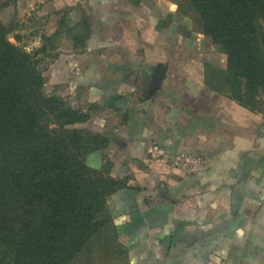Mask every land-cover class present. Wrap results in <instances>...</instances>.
Here are the masks:
<instances>
[{
    "label": "crops",
    "instance_id": "0c3cea01",
    "mask_svg": "<svg viewBox=\"0 0 264 264\" xmlns=\"http://www.w3.org/2000/svg\"><path fill=\"white\" fill-rule=\"evenodd\" d=\"M17 4L19 19L24 9L35 18L26 48L59 30L48 82L91 114L84 127L109 137L88 164L110 161L125 184L108 197L109 221L68 264H264V105L214 88L228 55L197 17L176 0ZM154 146L207 164L175 169Z\"/></svg>",
    "mask_w": 264,
    "mask_h": 264
},
{
    "label": "trees",
    "instance_id": "16d2710c",
    "mask_svg": "<svg viewBox=\"0 0 264 264\" xmlns=\"http://www.w3.org/2000/svg\"><path fill=\"white\" fill-rule=\"evenodd\" d=\"M176 1L228 55L214 88L244 106L264 105V0ZM12 31L0 20V254L6 246L12 264H68L109 221L106 197L125 184L111 176L110 161L88 164L109 137L73 127L90 115L45 94L46 50L26 51L9 40Z\"/></svg>",
    "mask_w": 264,
    "mask_h": 264
},
{
    "label": "rangeland",
    "instance_id": "374dc122",
    "mask_svg": "<svg viewBox=\"0 0 264 264\" xmlns=\"http://www.w3.org/2000/svg\"><path fill=\"white\" fill-rule=\"evenodd\" d=\"M17 2H18V0H0V5H6L4 8H2L0 10V20L3 23H5L6 25L12 27L13 31L10 34V38H9V40L12 43L24 47V49L28 52H33V51L40 49V48H35L32 50V49L26 48L25 45L28 44V42L30 41L28 39V37H31L34 33V30H35L34 29V27H35L34 14H33V11H30L27 13V12H25V9H24L22 17L19 19L18 18L19 11H18ZM183 2L186 3V0H183ZM186 5H187V3H186ZM183 12H185V11H183ZM186 13H192V15H195V17H197L196 22L200 24L199 16L197 14H195L193 12V10H188ZM58 34H59V30H57V32H55L52 36L43 35V44L41 47H43L46 50V52L40 54V56H39L40 59H43L41 61L42 62L41 68L46 69L48 67L50 61L51 60L53 61V59L57 56L56 53H54V54L50 53V49H52V48L56 49L57 48L56 47L57 46L56 41L59 39ZM23 37H24V40H23ZM211 40L217 46L219 45L212 38H211ZM30 44H31V42H30ZM220 50L221 51L223 50L221 48V46H220ZM44 75L47 78L46 71H45ZM44 92L46 95H55V96L61 98L63 100V102L69 107L83 111L81 108L75 107V106H78L77 103H74L73 100H71L70 97L65 92H61L57 88H53V86L51 84H49L48 81L44 85ZM260 99H261V101L264 102V91L261 92ZM73 105H75V106H73ZM83 112L88 113L85 111H83ZM88 114L90 115V118H91V114L90 113H88ZM85 124H86V122L74 125L73 127L89 130L88 128L84 127ZM109 196L110 195H107L106 202H107ZM106 209H107V212L109 213L108 204H106ZM101 218L103 219L104 217L101 216ZM7 249L8 248L6 246L3 247L2 254H0V257H1L0 258V264H12V260L8 254Z\"/></svg>",
    "mask_w": 264,
    "mask_h": 264
},
{
    "label": "built area",
    "instance_id": "2783aa9c",
    "mask_svg": "<svg viewBox=\"0 0 264 264\" xmlns=\"http://www.w3.org/2000/svg\"><path fill=\"white\" fill-rule=\"evenodd\" d=\"M151 154L157 159H166L167 163L175 169H199L207 164V159L204 155L189 152H180L171 156H167L164 148L154 146L150 150Z\"/></svg>",
    "mask_w": 264,
    "mask_h": 264
}]
</instances>
